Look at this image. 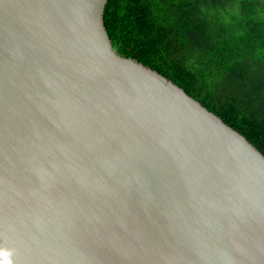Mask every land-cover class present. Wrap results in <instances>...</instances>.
Here are the masks:
<instances>
[{
    "label": "water",
    "instance_id": "obj_1",
    "mask_svg": "<svg viewBox=\"0 0 264 264\" xmlns=\"http://www.w3.org/2000/svg\"><path fill=\"white\" fill-rule=\"evenodd\" d=\"M107 1L0 0V264H264V155Z\"/></svg>",
    "mask_w": 264,
    "mask_h": 264
},
{
    "label": "trees",
    "instance_id": "obj_2",
    "mask_svg": "<svg viewBox=\"0 0 264 264\" xmlns=\"http://www.w3.org/2000/svg\"><path fill=\"white\" fill-rule=\"evenodd\" d=\"M104 25L264 155V0H108Z\"/></svg>",
    "mask_w": 264,
    "mask_h": 264
},
{
    "label": "clouds",
    "instance_id": "obj_3",
    "mask_svg": "<svg viewBox=\"0 0 264 264\" xmlns=\"http://www.w3.org/2000/svg\"><path fill=\"white\" fill-rule=\"evenodd\" d=\"M4 264H7V262L5 261Z\"/></svg>",
    "mask_w": 264,
    "mask_h": 264
}]
</instances>
